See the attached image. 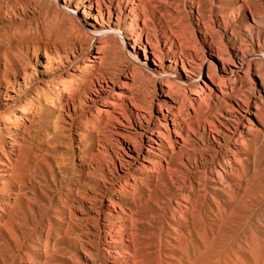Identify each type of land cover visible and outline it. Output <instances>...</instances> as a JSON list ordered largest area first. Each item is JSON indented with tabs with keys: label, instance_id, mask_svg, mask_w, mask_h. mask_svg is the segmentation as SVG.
I'll list each match as a JSON object with an SVG mask.
<instances>
[{
	"label": "rangeland",
	"instance_id": "1",
	"mask_svg": "<svg viewBox=\"0 0 264 264\" xmlns=\"http://www.w3.org/2000/svg\"><path fill=\"white\" fill-rule=\"evenodd\" d=\"M0 264H264V0H0Z\"/></svg>",
	"mask_w": 264,
	"mask_h": 264
},
{
	"label": "bare ground",
	"instance_id": "2",
	"mask_svg": "<svg viewBox=\"0 0 264 264\" xmlns=\"http://www.w3.org/2000/svg\"><path fill=\"white\" fill-rule=\"evenodd\" d=\"M145 58H147V53H146V51H145ZM127 228V227H126Z\"/></svg>",
	"mask_w": 264,
	"mask_h": 264
}]
</instances>
